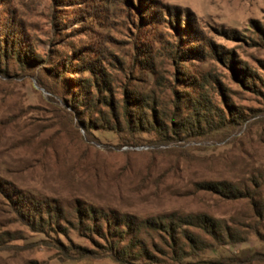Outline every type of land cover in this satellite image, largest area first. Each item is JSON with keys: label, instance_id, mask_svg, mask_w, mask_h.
Wrapping results in <instances>:
<instances>
[{"label": "rangeland", "instance_id": "1", "mask_svg": "<svg viewBox=\"0 0 264 264\" xmlns=\"http://www.w3.org/2000/svg\"><path fill=\"white\" fill-rule=\"evenodd\" d=\"M200 102L188 136L122 116ZM173 212L239 234L183 226L212 244L192 261L264 264V0H0V264L171 263L143 224ZM136 238L151 258L122 256Z\"/></svg>", "mask_w": 264, "mask_h": 264}, {"label": "trees", "instance_id": "2", "mask_svg": "<svg viewBox=\"0 0 264 264\" xmlns=\"http://www.w3.org/2000/svg\"><path fill=\"white\" fill-rule=\"evenodd\" d=\"M197 102V101H195ZM107 104V99H105ZM198 103V102H197ZM211 106L206 104H201L194 107V111H197L195 115L190 116L189 119L179 120L178 126H167L165 120L167 114L164 111H160L155 116L154 112L149 115L148 112L141 109V113L135 116L133 119H130L128 116L129 113L126 108H124V114L122 116L125 118V122L129 124L131 128H135L138 131H141L142 128L146 131L157 132L162 135V137H168L169 135H179L184 134V136L191 135L195 128H200L202 122L207 121L206 112L210 110ZM114 112L120 113L122 111V106H114ZM146 109V107H143ZM200 116H202L200 118ZM219 118L222 116L217 115ZM173 123H176L173 121ZM197 187L201 190H207L212 193H215L221 197L230 199H238L244 193L235 188L233 185H227L223 182H213L207 181L197 184ZM151 226L147 222H142L141 225H148L152 228L153 231L159 234L160 239L162 240V246L159 250H163L164 256L169 257L172 262L166 264H233V257H214L207 260H198L192 261V258L198 257L200 252L206 251L209 248H212L211 242L205 241L200 234L196 233L195 230L184 229L183 226L188 225L193 227L196 230L201 231L205 235H208L213 241L217 244H236L238 241V232L231 228L226 222L208 216L207 214L200 213L197 215H180L178 213H170L166 216H160L153 219ZM139 228V226H138ZM122 232V231H120ZM234 246V245H233ZM163 247V248H162ZM148 246L142 243L137 238L132 241V244L125 246V249L121 253L122 256L126 259L131 257L138 258H151L148 253ZM159 250H156L159 252ZM135 253V254H134ZM254 259L264 261L263 253H255L252 256ZM233 258V259H232Z\"/></svg>", "mask_w": 264, "mask_h": 264}]
</instances>
